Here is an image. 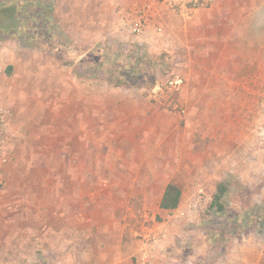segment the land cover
Returning a JSON list of instances; mask_svg holds the SVG:
<instances>
[{
	"label": "rangeland",
	"instance_id": "374dc122",
	"mask_svg": "<svg viewBox=\"0 0 264 264\" xmlns=\"http://www.w3.org/2000/svg\"><path fill=\"white\" fill-rule=\"evenodd\" d=\"M74 4L56 0L68 50L0 41V264H264V0L163 11L138 36ZM136 44L135 84L89 70Z\"/></svg>",
	"mask_w": 264,
	"mask_h": 264
},
{
	"label": "trees",
	"instance_id": "16d2710c",
	"mask_svg": "<svg viewBox=\"0 0 264 264\" xmlns=\"http://www.w3.org/2000/svg\"><path fill=\"white\" fill-rule=\"evenodd\" d=\"M55 9L56 0H0V41L14 38L18 46L23 49L32 47L48 52L68 50L67 45L60 39V33H63V30L56 20ZM139 46L138 44L129 45L131 50L127 53L128 55L120 51L114 53L105 48L104 50L99 48L96 50L99 55H96L97 58L91 63L89 70L92 71L94 68L93 71L106 74L107 82L114 87L128 85V79L135 84L141 77V68L151 64L150 61H146ZM102 51V58L99 59L98 56ZM82 65V63H79L77 67L72 65V72L81 81H86L88 78L83 75ZM225 191L224 185L217 186L212 196L211 208L218 211L223 208L221 198ZM180 196V188L172 182L168 183L162 194L159 209L167 212L176 210Z\"/></svg>",
	"mask_w": 264,
	"mask_h": 264
},
{
	"label": "built area",
	"instance_id": "2783aa9c",
	"mask_svg": "<svg viewBox=\"0 0 264 264\" xmlns=\"http://www.w3.org/2000/svg\"><path fill=\"white\" fill-rule=\"evenodd\" d=\"M214 0H151L148 3L123 12L119 19L121 30L138 36L146 31L150 22L160 17L163 11H170L179 15L188 14L199 8H207ZM182 80L178 77L166 82L165 89L172 91L181 86ZM2 112V111H1ZM7 158L0 156V172ZM4 186L0 176V189Z\"/></svg>",
	"mask_w": 264,
	"mask_h": 264
},
{
	"label": "crops",
	"instance_id": "0c3cea01",
	"mask_svg": "<svg viewBox=\"0 0 264 264\" xmlns=\"http://www.w3.org/2000/svg\"><path fill=\"white\" fill-rule=\"evenodd\" d=\"M149 1L151 0H71V3H76L73 5V8H77V6L79 5L83 11L87 13L89 11V15L91 12L94 13L93 10H97V13L102 15L103 12L105 11H108L107 12L108 14H113V11L115 12L118 9H120L121 13H123V11H125L127 8H129V10L135 9L136 7L142 6L148 3ZM211 7H212V4L209 5L207 8H199V9H195L193 11H188V12L189 14H192V13L196 14V13L204 12V11L206 12L207 10L211 9ZM169 14L171 15L173 13L169 12ZM97 38H100V34L97 36ZM10 69L11 67L7 68L8 71ZM3 238H4V235H2L1 239Z\"/></svg>",
	"mask_w": 264,
	"mask_h": 264
}]
</instances>
